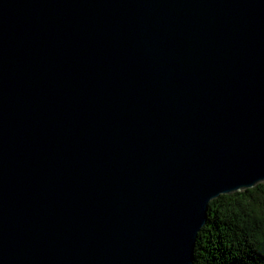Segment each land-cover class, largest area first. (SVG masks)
I'll return each instance as SVG.
<instances>
[{
	"label": "water",
	"instance_id": "obj_1",
	"mask_svg": "<svg viewBox=\"0 0 264 264\" xmlns=\"http://www.w3.org/2000/svg\"><path fill=\"white\" fill-rule=\"evenodd\" d=\"M264 185V0H0V264H195Z\"/></svg>",
	"mask_w": 264,
	"mask_h": 264
},
{
	"label": "trees",
	"instance_id": "obj_2",
	"mask_svg": "<svg viewBox=\"0 0 264 264\" xmlns=\"http://www.w3.org/2000/svg\"><path fill=\"white\" fill-rule=\"evenodd\" d=\"M195 264H264V185L221 196L208 208Z\"/></svg>",
	"mask_w": 264,
	"mask_h": 264
}]
</instances>
